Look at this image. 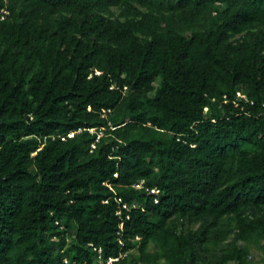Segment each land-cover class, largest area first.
Segmentation results:
<instances>
[{"label": "trees", "instance_id": "1", "mask_svg": "<svg viewBox=\"0 0 264 264\" xmlns=\"http://www.w3.org/2000/svg\"><path fill=\"white\" fill-rule=\"evenodd\" d=\"M0 11V264H264V0Z\"/></svg>", "mask_w": 264, "mask_h": 264}, {"label": "rangeland", "instance_id": "2", "mask_svg": "<svg viewBox=\"0 0 264 264\" xmlns=\"http://www.w3.org/2000/svg\"><path fill=\"white\" fill-rule=\"evenodd\" d=\"M112 11L117 14V11L115 9H112ZM158 83H156L157 85ZM174 225L176 227V233L179 234H188L191 232H194L195 230L198 229L200 223H194L191 221H187V220H182V219H175L174 220ZM221 228L225 231L228 232V237L227 239L223 242V244L218 245L213 247V251L211 253H204L202 255V261L197 263V264H205L204 262H208V263H215L218 260H221L222 256H223V249H225L233 240L234 235L236 234V229H235V224L233 219L230 218H226L224 219V221L221 224ZM236 245L239 248H248L249 251V255H248V263L249 264H261V253L253 246L251 245H247L243 242H237ZM147 251L149 253H158L160 252V249L158 247L157 244L155 243H150L148 245V249ZM129 256H131L132 258L136 257V252L132 251L129 253ZM157 264H168L167 261H165V259L161 258ZM229 264H233V263H229Z\"/></svg>", "mask_w": 264, "mask_h": 264}, {"label": "built area", "instance_id": "3", "mask_svg": "<svg viewBox=\"0 0 264 264\" xmlns=\"http://www.w3.org/2000/svg\"><path fill=\"white\" fill-rule=\"evenodd\" d=\"M1 13H5V12H3V11H0V14ZM236 100H238V101H243V102H245V103H250V104H252V102L251 101H248L247 100V98L245 97V95H243V94H241V93H236ZM234 105L235 106H237V104L236 103H234ZM263 107H264V105H263ZM207 109H205L204 111H206ZM82 130H78L77 132H75V133H69V134H67V138L69 139V138H72L73 137V135H75V134H78V133H80ZM89 133H94V130L93 129H90V130H87ZM97 138H99V136L97 137ZM60 140L61 141H64L65 139L63 138V137H61L60 138ZM92 148H94V146H92ZM141 184L142 183H140V185H138V186H136L135 188H140V186H141ZM151 193H157V191H154V190H152L151 191ZM116 202L119 204V206L122 208V209H127V207H126V205H124V204H122V201H121V199H119V198H116ZM103 203H107V202H103ZM120 213L119 212H117V215H119ZM94 250V252L96 253V257H95V260H94V263L93 264H117L118 262H119V260H121V259H123V257H124V255L123 256H120L119 258H108L107 260H103L102 259V251H101V249H93ZM64 263L66 264V261H64Z\"/></svg>", "mask_w": 264, "mask_h": 264}]
</instances>
